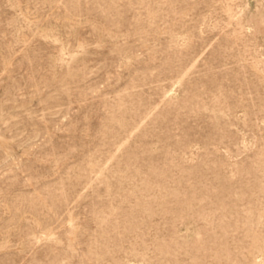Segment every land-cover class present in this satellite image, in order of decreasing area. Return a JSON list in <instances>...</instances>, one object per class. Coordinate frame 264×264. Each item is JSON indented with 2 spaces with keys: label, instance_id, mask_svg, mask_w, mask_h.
<instances>
[{
  "label": "rangeland",
  "instance_id": "rangeland-1",
  "mask_svg": "<svg viewBox=\"0 0 264 264\" xmlns=\"http://www.w3.org/2000/svg\"><path fill=\"white\" fill-rule=\"evenodd\" d=\"M0 264H264V0H0Z\"/></svg>",
  "mask_w": 264,
  "mask_h": 264
}]
</instances>
